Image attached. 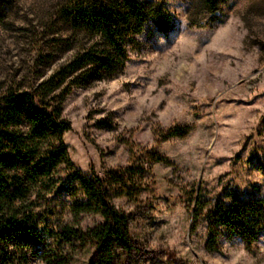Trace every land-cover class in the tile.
<instances>
[{
	"label": "rangeland",
	"instance_id": "374dc122",
	"mask_svg": "<svg viewBox=\"0 0 264 264\" xmlns=\"http://www.w3.org/2000/svg\"><path fill=\"white\" fill-rule=\"evenodd\" d=\"M141 1L165 8L172 29L160 32L151 19L127 46L125 68L89 83L90 69L70 67L96 42L65 17L76 0L5 5L0 97L29 94L72 125L60 137L68 157L52 175L33 181L25 167L16 172L28 191L20 217L40 230L102 224L100 215L75 220L71 212L86 199L78 171L92 181L94 173L129 218L136 251L121 264H264V237L248 247L220 229L218 249H207L217 202L229 204L233 191L264 200V0H220L216 13L208 0ZM25 126L14 129L19 144L37 154L59 146ZM93 253L78 246L65 256L90 264Z\"/></svg>",
	"mask_w": 264,
	"mask_h": 264
},
{
	"label": "trees",
	"instance_id": "16d2710c",
	"mask_svg": "<svg viewBox=\"0 0 264 264\" xmlns=\"http://www.w3.org/2000/svg\"><path fill=\"white\" fill-rule=\"evenodd\" d=\"M8 1L0 0V22ZM208 1L212 13H216L220 0ZM65 17L73 20L82 32L96 38L92 48L80 54L70 66L73 72L90 69L91 74L83 79L86 83L113 78L120 73L129 59L127 46L144 32L151 19L160 32L172 29L165 8L141 0H76ZM21 125H26L33 139L59 138V146L37 154L36 148L16 142L14 129ZM70 131L71 123L61 121L59 112H49L29 94L11 92L0 97V264H30L35 259L46 264H70L73 257L65 253L78 246L94 248L90 264H121L124 258L135 253L136 246L128 233L129 218L116 210L105 181L94 173L95 181H92L78 171L77 179L86 199L75 203L71 212L75 220L81 215H100L102 224L86 230L80 222L40 230L35 225H27L20 217L17 202L28 191L25 190L26 179L16 172L25 167L33 181L39 176L52 175L61 158L68 157L60 137ZM181 133L173 131L171 135ZM9 143L16 146L14 153L9 150ZM230 196L229 204L217 202L208 212L209 251L218 249L220 229L239 236L248 247L264 237V200H245L236 191Z\"/></svg>",
	"mask_w": 264,
	"mask_h": 264
}]
</instances>
